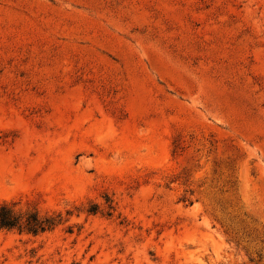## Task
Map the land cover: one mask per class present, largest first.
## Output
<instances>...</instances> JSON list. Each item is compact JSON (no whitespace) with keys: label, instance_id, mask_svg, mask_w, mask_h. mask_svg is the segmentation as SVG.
Segmentation results:
<instances>
[{"label":"rangeland","instance_id":"rangeland-1","mask_svg":"<svg viewBox=\"0 0 264 264\" xmlns=\"http://www.w3.org/2000/svg\"><path fill=\"white\" fill-rule=\"evenodd\" d=\"M0 264H264V0H0Z\"/></svg>","mask_w":264,"mask_h":264},{"label":"trees","instance_id":"trees-1","mask_svg":"<svg viewBox=\"0 0 264 264\" xmlns=\"http://www.w3.org/2000/svg\"><path fill=\"white\" fill-rule=\"evenodd\" d=\"M52 226L50 219H41L33 212L23 217L16 215L7 204L0 205V228L17 229L37 234Z\"/></svg>","mask_w":264,"mask_h":264}]
</instances>
